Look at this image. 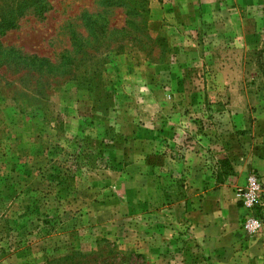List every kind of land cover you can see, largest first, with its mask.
<instances>
[{
    "label": "rangeland",
    "instance_id": "1",
    "mask_svg": "<svg viewBox=\"0 0 264 264\" xmlns=\"http://www.w3.org/2000/svg\"><path fill=\"white\" fill-rule=\"evenodd\" d=\"M124 1L163 52L111 33L114 0L0 36V264H264L243 220L222 248L194 226L264 161V0Z\"/></svg>",
    "mask_w": 264,
    "mask_h": 264
},
{
    "label": "trees",
    "instance_id": "2",
    "mask_svg": "<svg viewBox=\"0 0 264 264\" xmlns=\"http://www.w3.org/2000/svg\"><path fill=\"white\" fill-rule=\"evenodd\" d=\"M112 5L125 7L127 9L126 15L128 16V19L120 28L111 29V33H117L120 38L126 37L127 40L133 42L134 46L140 47L142 50L148 48L149 51H152L154 47H157L161 50V52H163L162 50L164 49V46L162 43L157 42V40L151 36L146 26L143 25L144 16L141 11H138L124 0H114L111 6ZM48 9V0H5L0 4V36L9 29L16 27L18 21L28 12H32L37 16H42ZM136 19L139 21L137 26L130 28L131 25L135 24L134 22ZM101 26L104 30L105 26L103 23ZM249 53L252 56L251 58L257 62L258 66L264 70V61L262 58L264 49L252 50ZM227 162L228 160L224 158L219 161V164L221 167L224 164L227 165L229 169H232V167L230 168V164H228L229 162ZM230 171L232 172V170ZM218 178L221 177L218 176ZM58 261L66 264H73V261L69 258H63Z\"/></svg>",
    "mask_w": 264,
    "mask_h": 264
},
{
    "label": "crops",
    "instance_id": "3",
    "mask_svg": "<svg viewBox=\"0 0 264 264\" xmlns=\"http://www.w3.org/2000/svg\"><path fill=\"white\" fill-rule=\"evenodd\" d=\"M255 165V168L257 169V171L255 172L264 174V161L259 159L258 161H256ZM238 182L239 185H243V183L245 182V178L243 177V179ZM216 191H219V189H216ZM216 191L211 190V192L206 193V197L202 201L203 211L201 212V214L203 222H194V226L195 231H197L198 235L202 238L201 241H210L212 246L214 245V247L222 248V243L224 241L226 242V245H228L240 239L244 232L241 229L242 220H244L245 217H248L250 215V212L246 208L242 207L239 202H237L236 191H233L230 194V197L231 203L234 205L236 217L233 223H225V221L223 220V216L220 214V204L215 202L213 206L212 201L208 199V197L210 196L212 198L213 195L216 198L218 195ZM210 233H212L213 235L210 236ZM242 241L248 244V248H255L259 253L261 250H263L264 246V227L260 229L258 233L250 235L245 239L243 238Z\"/></svg>",
    "mask_w": 264,
    "mask_h": 264
},
{
    "label": "built area",
    "instance_id": "4",
    "mask_svg": "<svg viewBox=\"0 0 264 264\" xmlns=\"http://www.w3.org/2000/svg\"><path fill=\"white\" fill-rule=\"evenodd\" d=\"M237 202L250 215L243 220L246 231L255 232L264 227V174L250 173L243 185L236 190Z\"/></svg>",
    "mask_w": 264,
    "mask_h": 264
}]
</instances>
